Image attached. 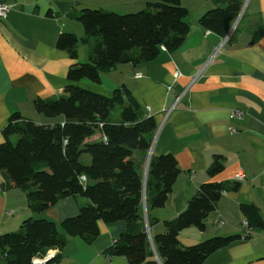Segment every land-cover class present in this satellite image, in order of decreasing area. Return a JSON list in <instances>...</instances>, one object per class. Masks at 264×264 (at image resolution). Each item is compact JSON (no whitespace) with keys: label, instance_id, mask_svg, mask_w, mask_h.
<instances>
[{"label":"crops","instance_id":"crops-1","mask_svg":"<svg viewBox=\"0 0 264 264\" xmlns=\"http://www.w3.org/2000/svg\"><path fill=\"white\" fill-rule=\"evenodd\" d=\"M246 12L233 38L223 37L200 26L201 17L216 7L213 0H183L190 32L176 53L164 48L154 61L140 65L121 64L102 76L101 84L78 82L77 86L105 97L125 85L147 116L157 122L151 155L172 154L181 174L164 207L147 208L150 236L166 232L165 223L178 217L200 186L209 181V166L216 156L225 157V168L214 181L239 183L237 191L223 194L216 211L205 221V230L184 229L179 240L185 247L216 236L241 234L245 221L242 205H255L264 218V0H242ZM9 6L0 24V144L12 115L37 124L52 125L63 118L49 119L35 108L37 99L64 93L67 74L74 63H86L89 51L79 47L77 62L58 48L62 34L85 36L83 25L72 17L85 9L117 14L137 13L156 0H0ZM262 29L260 37L254 33ZM83 44V43H81ZM219 49L216 57L208 58ZM176 72L180 74L176 77ZM180 102L175 106L176 100ZM175 106L174 111H167ZM96 135L89 141H97ZM87 158V157H86ZM89 160V158H87ZM246 177L237 181V175ZM82 197L61 200L43 214L29 210L26 195L9 188L0 172V234L17 232L28 218L48 219L58 225L76 217ZM147 206V204H146ZM126 222L101 223L100 235L87 244L69 238L57 264H129L124 257L107 255L126 229ZM63 233V231H61ZM0 264H8L0 251ZM204 264H264V231L238 240L212 254Z\"/></svg>","mask_w":264,"mask_h":264},{"label":"trees","instance_id":"trees-1","mask_svg":"<svg viewBox=\"0 0 264 264\" xmlns=\"http://www.w3.org/2000/svg\"><path fill=\"white\" fill-rule=\"evenodd\" d=\"M182 1L156 0L147 10L124 15L102 9L72 13L83 25L85 36L80 40L73 34H62L58 48L77 62L80 43L89 45V62L70 67L69 84L62 95L35 102L38 113L64 121L45 125L19 113L12 115L3 130L5 141L0 144V172L9 188L26 195L34 215L69 197H82L90 203L81 205L76 217L59 225L32 217L19 231L0 234V251L8 264H32L53 250L57 255L48 264L58 263L69 238L92 244L100 235L101 223L126 222V229L106 253L124 257L129 264H204L218 250L245 238L244 232L216 236L190 247L179 240L184 229L204 231L205 221L216 211L223 194L239 189L238 182L214 181L225 168V157L219 155L207 170L210 180L200 186L188 208L165 223L166 232L150 236L144 204L148 209L165 206L181 174L178 160L172 154L151 155L157 122L145 114L125 85L117 87L112 97L76 85L84 81L101 84L104 73L121 64L154 61L163 48L176 53L190 32L189 12ZM213 2L216 7L201 17L200 26L225 37L243 1ZM261 33L259 28L254 39ZM99 134L102 139L89 141ZM241 211L253 232L264 231L258 207L242 205Z\"/></svg>","mask_w":264,"mask_h":264},{"label":"built area","instance_id":"built-area-1","mask_svg":"<svg viewBox=\"0 0 264 264\" xmlns=\"http://www.w3.org/2000/svg\"><path fill=\"white\" fill-rule=\"evenodd\" d=\"M9 10H10L9 6H7L6 4L0 3V24H2L4 22V20L7 18ZM245 12H246V5H244L242 7L241 12L236 19V22L234 23L233 27L230 29L228 34L225 37H223V45H225L227 42H229L232 39L233 34L235 33L240 21H242ZM218 51H219V49H216V51L213 53V55L208 58V63L212 62V60L216 57ZM179 76H180V74L178 72H176V77H179ZM180 100H181V96L176 100L175 106L180 102ZM175 106L172 109H170L169 111H167V115H169L172 111H174ZM236 178H237V181H239V182H245L246 181V177L242 174L237 175ZM82 180L85 181L86 178L83 177ZM242 228L246 231L245 237L249 238V237L253 236L254 232L249 229V226L246 222L243 223ZM56 255H57L56 250L50 251L45 258L34 259L32 264H48ZM55 264H57V263H55Z\"/></svg>","mask_w":264,"mask_h":264},{"label":"water","instance_id":"water-1","mask_svg":"<svg viewBox=\"0 0 264 264\" xmlns=\"http://www.w3.org/2000/svg\"><path fill=\"white\" fill-rule=\"evenodd\" d=\"M149 162H150V158L148 159L147 170H148V167H149ZM147 170H146V175H147ZM144 212H145V216H146L147 215V206H146V203L144 204Z\"/></svg>","mask_w":264,"mask_h":264},{"label":"bare ground","instance_id":"bare-ground-1","mask_svg":"<svg viewBox=\"0 0 264 264\" xmlns=\"http://www.w3.org/2000/svg\"><path fill=\"white\" fill-rule=\"evenodd\" d=\"M235 22H236V20L234 21V23H235ZM234 23L232 24V27H233ZM240 23H241V21H240ZM240 23H239V25H240ZM239 25H238V27H239ZM232 27H231V28H232ZM238 27H237V29H238ZM237 29H236V31H237ZM236 31H235V33H236ZM235 33H234V34H235ZM234 34H233V36H234ZM232 38H233V37H232ZM249 229H250V228H249ZM250 230H252V229H250ZM241 232L246 233V231H245L243 228L241 229ZM244 237H245V234H244ZM245 238H247V237H245ZM249 238H250V237H249Z\"/></svg>","mask_w":264,"mask_h":264},{"label":"rangeland","instance_id":"rangeland-1","mask_svg":"<svg viewBox=\"0 0 264 264\" xmlns=\"http://www.w3.org/2000/svg\"><path fill=\"white\" fill-rule=\"evenodd\" d=\"M80 40H81V39H80ZM81 43H82V42H81ZM81 43H80V45H84V46L86 47V49L89 51V48H90L89 45H85V44H81ZM88 62H89V57H88V60L86 61V63H88ZM82 64H84V63H82Z\"/></svg>","mask_w":264,"mask_h":264}]
</instances>
